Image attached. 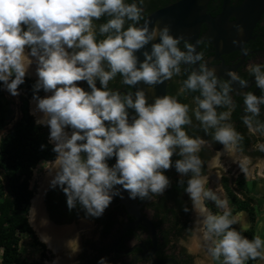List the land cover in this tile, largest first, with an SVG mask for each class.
Returning <instances> with one entry per match:
<instances>
[{
	"label": "clouds",
	"instance_id": "1",
	"mask_svg": "<svg viewBox=\"0 0 264 264\" xmlns=\"http://www.w3.org/2000/svg\"><path fill=\"white\" fill-rule=\"evenodd\" d=\"M138 3L142 5L143 0H0V89L18 96L26 74L35 65L32 99L34 112L40 114L35 123L48 128V142L55 154L43 169L51 176L49 188L62 192L69 211L79 208L85 218L96 219L121 191H127L133 200L160 196L169 187L164 173L171 168L188 177L177 183L185 185L184 193L196 216L193 238L198 247L203 242L213 262L264 260V239L256 235L249 240L241 234L243 229L233 227L245 213L233 216L229 200L205 187L208 177L202 175L199 153L207 141L186 133L193 122L189 105L169 95L148 104L141 89L129 93L109 88L117 75L130 89L140 83L151 87L180 75L182 63L199 64L180 89L199 92L193 98L192 117L205 135L212 130V140L226 152H237L243 139L228 122L236 108L229 96L230 84L220 83L214 71L200 63L203 54H194L192 45L186 43V50L181 51L178 44L182 37L174 39L167 26L149 30L148 21L141 24L144 10ZM102 17L106 22L95 23ZM128 21L131 23L125 27ZM157 38L159 43H152L150 52H141L144 59L138 62L135 53ZM248 71L255 87L264 92V65H250ZM227 75L230 81L246 86L235 73ZM41 91L46 94L43 98L36 95ZM222 105L230 107L218 114L216 109ZM261 106L264 95L243 94L241 121L251 135L264 136V123L255 119L261 115ZM258 148L264 152V144ZM174 155L179 158L173 161ZM220 155L217 151L215 159L223 167ZM113 159L115 163L109 166ZM247 161L248 157H243L238 162L245 174ZM206 202H212L220 213L209 211ZM29 211L32 224L35 212ZM183 211L188 213L189 208ZM138 238L143 235L138 234L133 245ZM40 239L44 244L50 240L44 235ZM71 243H75L71 252L76 253V240L67 245ZM97 264H107V258L101 257Z\"/></svg>",
	"mask_w": 264,
	"mask_h": 264
},
{
	"label": "flooded vegetation",
	"instance_id": "2",
	"mask_svg": "<svg viewBox=\"0 0 264 264\" xmlns=\"http://www.w3.org/2000/svg\"><path fill=\"white\" fill-rule=\"evenodd\" d=\"M177 1L178 0H143V4L141 5L138 3V7L143 8L144 10L143 16L145 19L153 12L165 8L169 5H172ZM127 2L131 3L132 0H127ZM243 2L244 0H229L228 10L232 11L239 8ZM223 6H224V0H207L205 5V14L209 15L212 18H218L223 13ZM142 21L143 20H141L140 23ZM236 22H237V18L235 15L228 16L224 30L227 31L228 29H231L236 24ZM95 23L98 24V21H96ZM128 23L131 22L130 21L126 22L125 27H127ZM210 32L211 30L207 24H201L197 35L196 51L194 54L202 53L203 59L200 63H203L207 69L213 70L214 75L216 76V78L220 83L228 82L232 89V91L229 93V96L236 104V108L232 111L231 120L228 122L232 123L235 127V130L238 133H240L241 136L243 137V139L238 143L237 152L233 154L236 157H248V159L252 161L254 160L264 161V152L259 151L258 148L259 145L264 144V136H261L260 133H257L256 135L249 134L248 130L241 121V117L244 115L242 111L243 94L251 92L257 96L264 95V92H261L259 89L255 87L254 78L249 74L248 71L250 65H254V64L264 65V10L261 13L259 19L254 24V26L251 28L249 35L244 34L243 29H241L239 33L238 32L235 33L236 34L235 37L231 38V41H228L227 43L228 51L225 53H222V50L224 48L221 42L215 43L214 41L207 39ZM186 43L192 45L191 42L182 40L178 44V48L181 51H185ZM180 67H181V74L174 75L171 80L166 81L165 95L173 96L178 100V102L189 105V116L190 118H192L193 122H192V126L186 127L185 129L186 133L192 137L199 136L200 138L207 141V144L205 145L204 148H202L201 152L199 153L200 159L202 160L204 165L201 170L202 175H206L208 177V184L210 183H212L213 185L218 184V186L223 191L221 186V182L223 178L228 179L229 186L231 187V181L226 176V174L222 173L219 175V177L217 176L219 181L217 184H214L212 181H210L211 176L215 174H211L210 176L207 175L208 170H213L218 167V164L215 159V153L217 151H220L221 152L220 156L223 157L224 155L223 146L217 144L212 140V130H209V134L205 135V133L202 131V129L199 126V122H197L194 119V117H192L191 110L196 106L193 98L198 97L199 92L198 91L190 92L188 90H184L183 92H180L183 81L187 79L189 72L198 70L199 64H193L189 66L187 64L182 63ZM229 72L235 73L237 76L240 77L241 80H244L246 82V86L241 87L238 81H230L227 75V73ZM26 77L27 79L34 78V77L25 76V78ZM120 79H121L120 76L117 75L115 80L109 82V88L120 92H129V93L131 91L134 92L133 89H130L127 86L121 84ZM220 83H218L217 85V91H220ZM79 86L87 90V86L83 82H80ZM97 87H99L98 84ZM45 95L46 94L43 93L41 98H43ZM32 101L34 100L30 98L28 103L29 102L31 103ZM228 107L230 106L222 105L221 107L217 108L216 111L219 114L220 112L227 111ZM255 119L260 121L261 123H264V106H261V115L259 117H256ZM178 158L179 157L175 155L172 157L173 161ZM113 162L114 159L109 161L108 162L109 166H111ZM214 163L215 165H213ZM164 174L172 182L181 179L186 182V180L188 179L187 176L185 177L179 176V174H177L175 170L171 168L168 171H166ZM240 176L243 177L246 183L248 184V180L244 176L238 175L232 183L235 191L237 190V188L234 185V182ZM168 189L169 187L164 191V193ZM154 197L155 196H153L152 199L150 200H145L142 204L137 203L141 207L140 211L142 215L148 218L152 222L156 230L157 243H156V251L154 253V258L158 261L174 260L176 264H193L192 257L185 251L184 248L178 247L175 242L172 241L167 246L162 247V241L160 240V236H161L160 232L163 227L155 225L157 223V219L154 218V214H153L154 212L152 208L149 206L150 203L154 201ZM47 200L52 208V213L55 215V217L58 220L61 221L70 220V222L60 223L51 219L50 212L48 211ZM135 200L137 202V199ZM65 201L66 198L59 189H50L48 185L43 196V204L45 208L44 211L46 218L48 219V221L56 225H70L72 223H79L81 221L86 223L87 222L91 223L98 233V242H100L104 238H109L111 240L110 241L111 243L109 242L107 246H104L100 252V255H102V257L107 258V264H134L133 261L135 257H137L135 264H153L151 262L149 255V252L152 248L151 240L149 238L148 232L143 227L139 226L134 229L127 230L123 235L122 240L117 245L116 249L114 248V244L117 241V236L121 228L126 224L132 223L133 221L132 217L129 216L126 213L125 209L120 205L119 196H118V201L114 204L111 203L108 206V208L105 210L103 215L100 218H96V219L85 218L83 211L79 208L69 211L66 207ZM181 201L183 203H186L190 207V213H191V204L190 201L188 200L187 195L184 192L182 194ZM147 211H149V213H147ZM189 216H188V221H189ZM193 221L194 220H192V222ZM129 234H132V236L129 237ZM138 234L143 235V238L142 239L138 238V242L133 245L132 241L137 237ZM140 245L147 251V254L144 257H141L144 251Z\"/></svg>",
	"mask_w": 264,
	"mask_h": 264
},
{
	"label": "trees",
	"instance_id": "3",
	"mask_svg": "<svg viewBox=\"0 0 264 264\" xmlns=\"http://www.w3.org/2000/svg\"><path fill=\"white\" fill-rule=\"evenodd\" d=\"M104 22L106 18L102 17L98 24ZM34 83L35 81L25 78V83L20 86L24 94L19 107L21 117L11 124V128L0 139V264H41L21 258L20 245L25 236L30 238L31 245L39 252L40 258L46 257V247L35 237L27 217L33 197L31 184L35 171L42 163L50 162L55 157L51 151L53 145L48 142V128L36 125L29 113L28 101L33 96ZM42 94L43 91L36 93L40 97ZM1 95L0 89V131L9 124V118L13 115V111L1 101ZM41 145L45 146L43 150L40 149ZM169 181V189L162 196H155L149 205L157 219L155 225L163 227L160 232L162 247L172 241L176 242L190 232V207L181 201L184 186L178 184L177 180ZM234 185L236 191L229 186L227 178L222 179L221 186L230 202L232 215L243 212L249 220V228L242 230L241 234L251 240L256 236L257 220L253 200L247 195V183L243 177H238ZM117 201L118 197H114L112 204ZM144 201L137 199L138 204ZM47 203L51 219L60 223L70 222L58 220L52 213L48 200ZM206 206L213 214L220 213L212 202H206ZM184 207L189 208L188 213L183 211ZM233 227L240 230L235 225ZM257 260L246 261V264H256Z\"/></svg>",
	"mask_w": 264,
	"mask_h": 264
},
{
	"label": "water",
	"instance_id": "4",
	"mask_svg": "<svg viewBox=\"0 0 264 264\" xmlns=\"http://www.w3.org/2000/svg\"><path fill=\"white\" fill-rule=\"evenodd\" d=\"M207 0H178L176 3L162 8L158 11L153 12L147 16L141 24L146 21L149 22V30L153 26L163 28L167 26L169 28V34L175 39L178 36L182 37V40L191 42L192 46L196 51L197 35L201 24H207L211 30L208 35V40L214 41L215 43L221 42L223 46L222 53L228 51L227 43L231 41V38L235 37V33H239L243 29L244 34L249 35L251 28L254 26L256 21L259 19L261 13L264 10V0H244L242 5L232 11L228 10L229 0H224L223 13L218 18H212L205 14V5ZM235 15L237 18L236 24L227 31L224 30L228 16ZM227 32V33H226ZM159 43V39L150 42L144 49L135 53L138 58V62H143V55L141 52H150L151 44ZM36 81V79L31 78ZM135 92L137 89H141L145 92L146 102L148 104L153 103L155 98L163 97L166 94V81L156 86H147L143 83L138 84L132 88ZM31 115V113H30ZM45 127V126H43ZM115 163V160L113 164ZM120 186H117L119 188ZM32 200V198H31ZM30 200V202H31ZM120 205L125 209L126 213L132 217V223L124 225L118 236L117 241L114 244L116 249L117 245L122 240L123 235L129 229L136 227H143L148 232L151 240L152 248L149 252L151 262L153 264H176L174 260L158 261L154 258L156 251V230L152 222L142 215L140 211V205L137 204L136 200L129 199L127 191H121L119 196ZM194 213L192 215L193 220ZM48 221V219H47ZM51 225L56 227H63L68 225H56L48 221ZM194 221L192 222V227ZM141 246V245H140ZM142 247V246H141ZM144 253L141 257L147 254V251L142 247ZM137 257L134 258V264L136 263Z\"/></svg>",
	"mask_w": 264,
	"mask_h": 264
},
{
	"label": "rangeland",
	"instance_id": "5",
	"mask_svg": "<svg viewBox=\"0 0 264 264\" xmlns=\"http://www.w3.org/2000/svg\"><path fill=\"white\" fill-rule=\"evenodd\" d=\"M18 91L20 94L16 97H13L10 94H8L6 91L1 89V93H2L1 101L6 103L8 108L13 111V115L9 118V124L2 131H0V136H3L6 133V131L11 128V124L21 117L19 107H20L21 97H23V90L22 88H19ZM28 107H29V113H30V102L28 103ZM225 153L226 151H224L223 157L220 156L221 157L220 163L221 165H223V167H220L218 165L216 169L208 170L207 175L210 176L211 174H215L219 177L220 174L225 173L226 176L231 181L232 189H234L232 183L238 175H242L248 180V184L246 186V189L248 192L247 195L253 200V207L255 208L256 217H257L256 223H255L256 235H260L261 238L264 239V170H263L264 161L263 160L252 161L248 159V161L245 163V168L247 169V172L245 174L241 172L240 168L238 167V162L241 161L243 157H236L233 153H231L233 154L232 157L234 156V158H236L235 159L236 161L233 162L229 160V157ZM227 153H230V152H227ZM46 164L47 163H42L35 171L34 179L31 184L32 191H33V197H35L34 195L38 194V190L40 189V184H41L40 182H42V180L45 179L48 175V172L43 169V167ZM48 185L49 183H47L44 192L46 191ZM208 187L213 189L221 199L226 198L225 194L223 193L221 188L218 186V184L213 185L212 183H210L206 185V188ZM44 192L41 198V204L43 207V211L45 210L44 204H43ZM218 211L220 212L219 209ZM147 213H149V211H147ZM192 214L193 212L191 211L190 216H189V223H190L189 224L190 226L189 234L177 240L175 242L176 245L178 247H182L185 249V251L192 257L193 264H197V262L199 261L201 262L205 261L206 264H219V262H213L208 255L205 260L201 254L193 253L188 248L190 239L193 237V232L191 231ZM28 215H29V212H28ZM44 215H45V211H44ZM45 218H46V215H45ZM46 221H47V218H46ZM244 222H246L247 224L246 228L244 227ZM81 223L88 225L89 229H88L87 234H83L80 237L79 251L75 255L72 261V264H97V260L102 257V255H100L101 250L103 249L104 246H107V244L111 240L109 238H104L103 240L98 242V233L95 230V228L92 226V224L89 222L86 223V222L81 221L79 223H72L68 226L79 227ZM235 226L240 230L248 229L250 226V223H249L247 216L245 215L243 220ZM34 235L38 239V241L41 242L35 232H34ZM181 241H183V243H181ZM46 250L47 251H46L45 259L40 258L39 252L32 247L30 238L27 236L22 237V242L20 245V253H21V258L24 259L25 261L36 262V263H41V264H50V263L52 264L54 260L56 259V256L47 248ZM261 251L264 252V249H261ZM256 264H264V260L258 259Z\"/></svg>",
	"mask_w": 264,
	"mask_h": 264
},
{
	"label": "bare ground",
	"instance_id": "6",
	"mask_svg": "<svg viewBox=\"0 0 264 264\" xmlns=\"http://www.w3.org/2000/svg\"><path fill=\"white\" fill-rule=\"evenodd\" d=\"M28 77H34L36 78L35 75V65L30 67L29 72L26 74ZM35 109V101H32L30 103V112L33 115V117L36 119L40 118V114L34 112ZM230 161H236L234 156L232 157L231 153H225ZM215 165V163L213 164ZM51 176L49 174L45 179L40 182V189L38 190V194L34 195L35 197L32 198L30 202V209H33L35 212V217L33 220V223H29V218H30V211L28 215V223L33 229V231L36 233L37 237L41 241L40 237L42 235L47 236L50 238L48 244H44L48 250H50L55 256L56 259L54 260L55 264H72V261L79 251V242H80V237L83 234H87L88 232V225L81 223L79 227L75 226H63V227H56L48 222L46 224H41L42 220H46L43 207L41 204V198L43 195V192L45 190V187L47 183L50 181ZM210 181H212L214 184L218 183V177L217 175L211 176ZM39 188V187H38ZM193 220H196V216L194 214ZM194 226V225H193ZM76 240L77 245H78V251L76 253H72L71 250L75 248V243L68 244L69 241ZM188 248L196 254H201L203 258L206 260L207 254H206V248L203 246V242H201V246H197V242L195 239L192 237L190 239V242L188 244ZM51 264V263H50ZM53 264V263H52ZM197 264H206L204 262H197Z\"/></svg>",
	"mask_w": 264,
	"mask_h": 264
}]
</instances>
